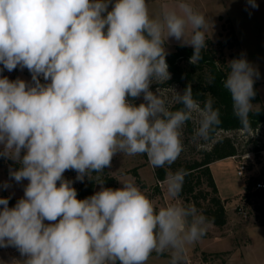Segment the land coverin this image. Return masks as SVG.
Here are the masks:
<instances>
[{
	"label": "clouds",
	"instance_id": "obj_1",
	"mask_svg": "<svg viewBox=\"0 0 264 264\" xmlns=\"http://www.w3.org/2000/svg\"><path fill=\"white\" fill-rule=\"evenodd\" d=\"M207 26L187 0L162 4L157 14L148 0H0V64L32 74L31 84L0 77V157L20 165L10 170L17 183L28 181L14 207L0 198V248L15 247L25 258L18 264H148L153 253L181 264L206 235L211 221L194 205L157 207L135 182L113 189L99 174L117 153L170 167L189 121L198 125L194 140L210 139L221 123L211 99L201 107L190 85L172 89L182 105L173 110L151 90L171 79L169 38L192 47L190 63L198 64ZM227 65L223 87L247 132L250 114L260 111L252 103L259 72L244 57ZM67 170L79 181L96 173L100 190L78 199ZM187 174L166 175L173 201Z\"/></svg>",
	"mask_w": 264,
	"mask_h": 264
},
{
	"label": "rangeland",
	"instance_id": "obj_2",
	"mask_svg": "<svg viewBox=\"0 0 264 264\" xmlns=\"http://www.w3.org/2000/svg\"><path fill=\"white\" fill-rule=\"evenodd\" d=\"M174 2V0H148L150 13L157 14L162 4H172ZM187 2L196 11L205 15L208 21L206 38L211 41V43H207L205 50H208L220 68L227 72L228 62L235 59L232 54L240 51L249 63L258 70L259 78L255 80V83L257 84L260 102L252 103L258 105L260 109L263 108L264 0H256L258 8L255 9L247 3V0H187ZM227 20L230 21L229 24L226 23ZM224 24L233 26L238 43L230 35H228V40L224 41L221 36ZM227 34L228 31L224 32L223 36ZM176 43L180 42L174 38H169L165 44L168 55L174 52ZM0 77H7L11 81L21 79L29 84L32 83V74L29 70L27 68L21 69L19 66L9 72L0 64ZM39 79L42 84L48 83L44 81L42 76ZM157 88L160 89V94L172 108L176 104L173 100L175 93L172 89L180 93L179 87L167 82L163 84L153 83L151 85L153 92ZM141 102H143L142 97L135 101L137 104ZM197 126L195 121H189L184 126L181 137L184 150L172 165L178 166L181 163L200 160L204 151L210 150L216 142L223 138L232 139L239 153L236 157L239 158L223 160L212 164L210 167L219 190V196L221 199H225L222 200L225 202L228 217L227 225L224 228H218L209 224L207 233L202 238L205 241L199 240L195 244L188 246L187 251L193 253V257L190 258V262L185 261L183 258L181 264H196L197 262L226 264L235 250H243L244 258L241 259L236 256L231 260L230 264H264V190H256V184L264 182V162L261 161V153L259 156L254 154L255 148L264 146V126L259 127L255 132L220 131L215 135L214 139L207 141L193 139L194 129ZM240 162H246L248 168L243 178L237 175V166ZM19 167L20 165L17 162L0 157V198L20 199L24 196V188L28 181L22 180L17 183L10 176V170H18ZM135 168L138 169L140 181H137L131 174V170ZM156 169L149 164L146 155L128 156L117 153L112 159L111 167L106 168L107 174L105 175L116 179V188L122 187V182H135L156 203L157 207L166 206L173 202L188 205L181 198L173 201L169 197L166 185L163 181H158L156 178ZM76 177L77 173L75 171L72 173L66 171L64 173V178L72 181V186H77L82 182L77 180ZM86 179L87 176H85L83 181H86ZM158 182H161V185ZM5 183L9 185L6 189L3 187ZM97 183L94 193L100 190V186ZM248 185L251 187L246 190ZM200 201L202 204H206L204 201ZM196 208L203 214L201 208ZM214 238H218L217 241ZM197 246H209L218 250L219 253L214 255L207 254L204 257V253H200V249ZM15 256L18 259H24L19 251H16L15 247H9L7 250L6 247L2 248L0 250V264H14L15 262L11 260ZM169 260L170 256L167 253L163 255L153 253L148 264H169Z\"/></svg>",
	"mask_w": 264,
	"mask_h": 264
},
{
	"label": "trees",
	"instance_id": "obj_3",
	"mask_svg": "<svg viewBox=\"0 0 264 264\" xmlns=\"http://www.w3.org/2000/svg\"><path fill=\"white\" fill-rule=\"evenodd\" d=\"M226 23L229 24L230 21L227 20ZM226 31H228V34L223 36V33ZM228 35L232 36L236 40V43H238L233 26H226L224 24L221 33L224 41L228 40ZM206 43H211V41L208 39ZM174 49V52L166 55V62L169 66L168 70L171 74V79L167 83L177 85L180 93H183L186 86L190 85L193 96L200 103L201 107L205 101L211 99L213 107L218 108L220 111L221 123L215 128L210 139H214L215 135L220 131H244L238 118L233 114L230 94L223 87V80L227 72L216 64L208 50H202L201 60L198 64H192L190 63V57L193 54L192 47L177 45ZM232 56L235 59L245 58L244 54L240 51L235 52ZM254 90L256 95L252 102H260L256 83L254 84ZM180 107L182 105L175 104L172 109L176 110ZM249 118L251 121L250 132H255L259 127L264 126V107L258 113L254 110ZM262 151H264V146L255 148L254 154L259 156ZM238 154V150L232 139L223 138L216 142L210 150L204 151L200 160L181 163L178 166L171 165L169 167L166 165V167L157 168L155 173L156 178L158 181H164L169 172L184 169L188 174L185 176L179 198L185 203L201 208L203 215L211 221V225L224 228L228 223L225 202L219 196V190L210 167L214 163L236 157ZM105 174H107L106 169L103 173L99 174L100 181L104 182L105 187L115 189L117 184L116 179ZM131 174L137 181H140L137 168L131 170ZM96 175V173H93L92 179L87 177L86 181H82L77 186H73L77 191L78 199H85L94 194L95 186L98 182ZM250 187L248 185L246 190H249ZM18 200L17 198H9V207H14ZM200 200L206 204H202ZM2 207L0 205V209ZM203 256L206 257L207 254H203Z\"/></svg>",
	"mask_w": 264,
	"mask_h": 264
},
{
	"label": "crops",
	"instance_id": "obj_4",
	"mask_svg": "<svg viewBox=\"0 0 264 264\" xmlns=\"http://www.w3.org/2000/svg\"><path fill=\"white\" fill-rule=\"evenodd\" d=\"M173 1V0H172ZM175 1V0H174ZM207 36V35H206ZM179 42V41H178ZM177 45H182L181 43H176V45L175 46H177ZM190 47V46H189ZM228 160H232L231 158L230 159H228ZM223 200H225L224 198H222ZM215 239V241H217V239L218 238H214ZM205 241L204 239H201V241ZM208 241V240H207ZM197 248H199L200 249V253H204V254H209V255H214V254H216V253H219V251L218 250H216V249H214V248H211V247H209V246H206V247H200V246H197ZM7 249H9V247H6V250ZM0 250H2V248H0ZM16 251H17V249H16ZM15 252V251H14ZM16 253V252H15ZM243 255H245L244 254V251L242 250H235V251H233L232 252V254L230 255V257H229V259L227 260V263L226 264H230L231 263V260H233L236 256H239V258H241V259H243L244 257H243ZM193 257V253H190L189 251H187L186 250V253H185V255H184V259H185V261L187 260V262H190V258H192ZM25 259V258H24ZM23 259L22 258H17L16 256L15 257H12V260L11 261H13V262H15L14 264H18V261H22ZM7 262H8V260H7Z\"/></svg>",
	"mask_w": 264,
	"mask_h": 264
},
{
	"label": "built area",
	"instance_id": "obj_5",
	"mask_svg": "<svg viewBox=\"0 0 264 264\" xmlns=\"http://www.w3.org/2000/svg\"><path fill=\"white\" fill-rule=\"evenodd\" d=\"M261 157H262L261 161L264 162V151L261 152ZM236 158H239V157H233V159H236ZM247 169L248 168H247L246 162H240L239 165L237 166V175L239 177L243 178L246 175ZM67 171L71 172V173L74 172V170H67ZM158 183L161 185V182H158ZM256 190H258V191L264 190V182H258L256 184ZM196 264H207V263H205V262H197Z\"/></svg>",
	"mask_w": 264,
	"mask_h": 264
}]
</instances>
